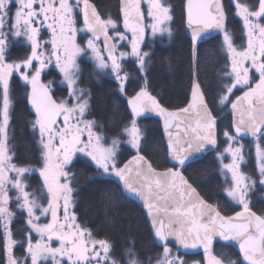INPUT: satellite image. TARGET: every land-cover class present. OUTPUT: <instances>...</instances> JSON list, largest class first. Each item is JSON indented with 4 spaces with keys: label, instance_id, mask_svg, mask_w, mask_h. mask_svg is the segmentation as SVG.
Segmentation results:
<instances>
[{
    "label": "snow or ice",
    "instance_id": "snow-or-ice-1",
    "mask_svg": "<svg viewBox=\"0 0 264 264\" xmlns=\"http://www.w3.org/2000/svg\"><path fill=\"white\" fill-rule=\"evenodd\" d=\"M230 4L231 15L241 22L246 46L236 45L228 27L229 10L222 0H187L193 50L202 34L215 31L221 36L227 63L218 104L230 106L239 115L233 121L235 134L224 131L226 147L217 151V158L221 174L231 176L230 182L225 179L224 194L241 211L223 215L184 175L194 154L218 149L217 121L198 78L193 81L187 107L177 111L162 107L149 91L146 73L150 54L141 45L149 30L154 37L164 33L171 37L170 6L163 0H121L118 21L110 15L103 18L90 0H0V264H124L112 255L107 240L95 238L78 222L73 210L77 187L71 171L77 156L86 157L98 176L114 178L127 194L142 202L154 240L162 248L155 264H187L183 255L173 252V241L177 249L202 248L205 264H264V213L251 208L250 192L256 181L241 170L245 156L239 142L242 134L253 137L259 183L264 185V144L260 143L264 136V0H230ZM80 33L87 37L83 43L78 40ZM17 40L27 51L13 59L10 48ZM81 58L90 59L95 70L110 75L121 94L127 93L129 79L125 61L133 60L143 74V85L127 98L131 118L110 144L98 131L96 121L88 118L91 93L79 84ZM50 69L60 76L65 92L60 98L52 89L53 82L42 79ZM14 74L25 85L34 113L30 124L33 134H38V172L46 204L26 190L23 177L34 171L32 166L13 163L8 129ZM237 91L242 95L236 96ZM148 113L163 120L171 162L163 171L141 154L144 133L139 119ZM121 146L131 155L123 163ZM225 155L230 157L229 163L223 162ZM10 200L26 213L23 241L15 239L11 228L15 214ZM217 239L238 245L242 261L214 254ZM21 243L24 254L17 257L14 248ZM125 255L126 264H141L132 247Z\"/></svg>",
    "mask_w": 264,
    "mask_h": 264
},
{
    "label": "trees",
    "instance_id": "trees-1",
    "mask_svg": "<svg viewBox=\"0 0 264 264\" xmlns=\"http://www.w3.org/2000/svg\"><path fill=\"white\" fill-rule=\"evenodd\" d=\"M91 1L103 18L105 17V11H108L107 13H109L110 16H114L119 21L118 0ZM167 2L170 5L172 13V21L170 23L172 32L171 37L158 38L153 42L152 46L148 44L144 45L150 52L148 70L146 73L149 91L158 99L162 107H165L169 111H175L188 103L193 81L198 78V82L201 85L206 99L212 107V101L216 93L212 92L213 87H211V84H215L218 87L221 86L219 78L221 77V71L224 70L221 69L220 65L222 56L219 54L221 43L218 42V35H214L209 40L200 43L194 51L190 39H188L184 30L183 8L185 1L167 0ZM222 2L229 10L228 27L234 34L235 43H239L237 40L241 37L242 33L240 20L234 15H231L232 9L230 1L222 0ZM12 52L14 55H19L18 51L12 50ZM19 57L21 56L19 55ZM128 64H130V62H126L127 66ZM130 65L131 71L128 79L130 81L129 87H131V85L136 86L137 83H139L137 79L138 70L134 68L132 64ZM13 83L11 84V90H20L21 85ZM241 93L242 92L239 94ZM11 98L10 96V99ZM97 99L99 100V109L102 110L101 113L104 115L102 119L104 118L106 120L107 117V123L115 122L119 115L116 103L113 101L107 102V95L104 94V92H99L97 94ZM25 103V98H19V100L18 98L14 99V104H12L10 109L9 136L13 135L14 137L10 140L12 143L11 147L14 149L13 151L16 152L17 150L19 152L21 149V154L20 157L17 158V161L22 162V159H25L27 162L31 163L34 161L31 155L32 149L30 145L33 141L36 142V139L29 137L31 128L28 126H31V124L27 119L28 110ZM212 111L217 121L216 131L219 144V135L222 131L227 130L232 133V129H230L231 118L227 107L225 111H222L221 114H223V116L221 118V115L215 108L212 107ZM139 123L144 133L141 154L157 167L158 170L170 167L166 144L164 143L163 132L161 130L162 121L154 115L140 118ZM107 134L112 136L117 135L115 132H109ZM216 151H210L205 157L187 164L184 175L189 178L190 182L193 183V186L197 188V191L202 197L212 204L217 205L219 210H221V207L225 209L226 206H224L223 203L224 197L220 194L223 187L222 184H220L221 180L218 173V163H216L213 156ZM126 152L127 151L124 150L123 153ZM23 154L26 158H22ZM126 154H122L121 157L131 156L128 152ZM81 161L79 158L71 167L73 174L79 179L84 177V163L88 162L85 160ZM246 161L248 162L247 170L245 169L246 165H243L241 170L257 181L259 177L254 169L252 154L247 157ZM84 187L85 189L81 192L84 194L81 202V209L87 213L85 219H91V221L102 224L104 230L110 235H114L116 244H118V240H131L135 242L137 248L140 246L143 253H145L147 248H150L149 246L156 244V242L151 240L152 238L147 228L144 213L138 208L136 203L125 194H122L121 197L114 195L116 190H120L116 184L100 179ZM250 194L252 210L257 212V214L264 213V186L256 187ZM230 207L231 209L229 208V210H221V212H223L222 214L230 215V213H232L231 211L235 208L234 206ZM135 210H138V212ZM20 238L17 240H24V238ZM21 244H17V247H20ZM213 250L214 254L218 256L224 253L227 259L242 261V257L229 243L216 240L213 243ZM0 261H2V254H0Z\"/></svg>",
    "mask_w": 264,
    "mask_h": 264
},
{
    "label": "flooded vegetation",
    "instance_id": "flooded-vegetation-1",
    "mask_svg": "<svg viewBox=\"0 0 264 264\" xmlns=\"http://www.w3.org/2000/svg\"><path fill=\"white\" fill-rule=\"evenodd\" d=\"M45 38H46V36H45ZM12 50L16 51V52L18 51L19 55L22 57L25 55V53L27 51V47H25L23 45H18V46L16 45V47H13L11 45L9 55L11 58L17 59L19 57V55L12 54L13 53ZM79 63H80V67H81L80 81H79L80 87L88 90L91 93V99H90L91 113H90L88 118L96 121V123L98 125V131H100L102 134L110 132V131H114V130L118 131V130L122 129L125 125L124 122L126 123V120L129 117V112H128L129 110H128V104H127V98H128L127 93L121 94L118 90V85H117L116 81L110 75H107L103 72H99V71L95 70L93 62L90 59L81 58L79 60ZM130 66H131L130 64H128V66H127L126 61H125V71H127L128 73H130V71H131ZM134 68H135V66H134ZM138 76H139V79L138 78L137 79L139 82H141L142 81V79L140 78L141 73H138ZM42 79L45 82H47L49 80H51L53 82L52 83V89L55 92V95L57 98H60V97L65 95L63 87L60 84V76H59L58 72H56L54 69H50L49 71H47V73L42 77ZM14 81L16 84L21 85L20 99H23L24 98V95H23L24 91L23 90H25L26 87L23 84V82L19 80L18 76L15 74L11 78L10 92H11V86H12L11 84ZM127 85H128V81L126 83V88L128 87ZM99 92H104V94L107 95V99H106L107 102L113 101L116 103L117 112H119V116L117 118L118 119V121H117L118 125L115 128H110L109 125L104 124V122L106 120L104 118L102 119V116L104 117V115H103V113H101L102 110H100L99 106H98L99 100L97 99V94ZM0 103H2V101H0ZM12 104H14V101L11 98V106H12ZM28 117H29L28 118L29 121H32L34 119V115H28ZM11 136L13 137V135H11ZM29 137L34 138V134L32 131H30ZM263 137L264 136L260 137V141L262 139H264ZM241 141L243 142L244 147L245 146L247 147L248 145H250L254 141V139L251 141L249 139L248 140L241 139ZM35 151L36 150L34 149V152ZM252 151H253L252 147L243 148L245 160L242 163V166L245 164L247 157H249V155L252 154ZM35 154H36V152H35ZM127 158L128 157H126V156L121 157L122 163L124 161H126ZM78 159H79V157L78 158L74 157L73 164L71 165V167L76 163V160H78ZM81 160L82 159H80V161ZM84 165H85L84 177L81 179H79L78 177L77 178L75 177V185L77 187V192L75 194V204L73 205V210L75 211V213L78 217V222H80L81 224H84L88 229H90L95 238L107 240L112 245V255L115 257V259H117L119 261H123L124 264H126V260H127L125 253L129 247L133 248L134 252L136 253V258L141 262V264H149L150 258H152L151 264H155L154 258L156 257L157 253L162 252V248L159 246V244L156 243L155 245L149 246L150 248L149 249L147 248L148 250L146 249L145 253H143V250L140 248V246L137 248L135 246V242H133L131 240H128V241L118 240V244H116L114 235H110L106 230H104V227L102 224H99L96 221H91V219H89V220L85 219L87 217V215H86L87 213L81 209V202H82V199L84 197V194H82L81 192L85 189L84 186H88V184H91L93 181L97 182L98 180L102 179V180H106L108 182H112L113 184L117 185L118 189H120V190H116L114 195L121 197L122 194H125V193L119 187L118 182L114 178L107 177V176H104V177L98 176L96 174V169L91 164V162L84 163ZM86 167H87V169H86ZM33 169H34V171L32 172V174L26 173V175H27L26 176V180H27V184H26L27 189L26 190L29 192H34L36 194V197L38 199H40L41 202L46 204V199H45L46 193L41 187L42 182H41V177L39 176V172H38L39 167H33ZM254 169L256 172L255 165H254ZM71 171H72V169H71ZM72 173H73V171H72ZM258 177H259V175H258ZM253 180H256V179L253 178ZM220 184H221V182H220ZM258 186L261 187L262 185L256 181L252 191H254L255 188ZM220 194H223L222 190L220 191ZM10 195L14 197L16 195L15 191L11 190ZM227 204L228 203L226 202V205ZM231 206H233V205H231ZM9 207L15 214L14 219L11 223V228L14 232V237L16 240L19 239L20 237L24 238L25 233L21 230L26 228V215L21 209L17 208V204H16L15 200H10ZM230 209H231V207H230ZM234 210L231 211L232 213H230V214H233L236 211H240L241 208L238 206L237 207L235 206ZM135 211L138 212V210H135ZM221 213H223V212H221ZM150 237L152 238L151 235H150ZM151 240L153 241V238ZM53 246H58V245L56 244V242H53ZM14 251H15V254L17 257H22V255L24 254L23 244H21L20 247H17V245H16L14 248ZM173 252L176 253L177 251L173 248ZM179 254L183 255L187 264H194V262H199V264H205L204 253L199 252V253L182 254L179 252Z\"/></svg>",
    "mask_w": 264,
    "mask_h": 264
},
{
    "label": "rangeland",
    "instance_id": "rangeland-1",
    "mask_svg": "<svg viewBox=\"0 0 264 264\" xmlns=\"http://www.w3.org/2000/svg\"><path fill=\"white\" fill-rule=\"evenodd\" d=\"M230 1V0H229ZM163 2L167 5V6H170L169 5V3L167 2V0H163ZM145 9H146V6H145ZM171 9V8H170ZM183 10H184V8H183ZM185 14V13H184ZM171 15H172V13H171ZM105 17L104 18H107L108 16H109V13H107V11H105V15H104ZM112 17V16H111ZM236 17V16H235ZM112 18H114V19H116L114 16L112 17ZM238 20H239V18L238 17H236ZM117 20V19H116ZM172 21V20H171ZM171 21L169 22V27L171 28ZM146 22H148V21H146ZM80 23L82 24V19H81V21H80ZM241 23V22H240ZM120 28H121V31H123V26H122V23L120 22ZM241 28H242V25H241ZM46 36V35H45ZM161 37H167L168 38V34L167 33H164L163 35H160V34H158L157 36H152V34H151V32H150V30L147 32V34H146V40H145V45L146 44H148V45H151L152 46V44H153V42H155L158 38H161ZM46 38H47V36H46ZM87 37L85 36V34L84 33H80L79 35H78V40L81 42V43H83L84 42V40L86 39ZM242 38V39H241ZM218 42L219 43H221V36L218 34ZM239 43H236V45H245L246 46V38H244L243 37V33H241V37L240 38H238V40H237ZM20 41L19 40H17V41H15V42H13V44H12V46L13 47H16V45L17 44H15V43H19ZM20 43H22V42H20ZM22 45L23 46H25L26 47V45L25 44H23L22 43ZM18 46V45H17ZM197 47V46H196ZM147 48H145L144 47V49H142L144 52H148V53H150L149 51H148V49L146 50ZM128 50H130V49H128ZM219 54H221V69H225V66H226V63H227V60H226V54H225V51H224V49L221 47V50H220V53ZM126 62H128V61H126ZM130 64H132L133 66H135V68L138 70V66L134 63V61L133 60H130ZM222 72L223 71H221V73H220V75H221V77L219 78V81H221V83L220 84H222ZM138 73H140L139 71H138ZM143 74H141V76H142ZM138 79H139V76H138ZM129 80H128V87H127V96L129 97V96H132V95H135V93H136V91H138L139 90V88L143 85V83H144V80L142 79V81L141 82H139V83H137V85L136 86H134V85H131V87H129ZM254 83H255V81L253 82V85H254ZM215 84H211V87H213V91L212 92H215L216 94L214 95V100L212 101V107L213 108H215V110L217 111V112H219V114L221 115L220 116V118L223 116V114H221L222 113V111L224 110L225 111V109H226V107H222V106H220L219 104H218V90H219V88L220 87H218V86H214ZM241 91H237L236 93H235V95H238L239 93H240ZM233 99H235V96H233ZM190 100V99H189ZM227 108H229V107H227ZM10 109H11V106H10ZM128 112H129V117H128V119L126 120V123H128V121L130 120V108H129V106H128ZM155 115V114H154ZM153 114H151L150 116H154ZM119 116V115H118ZM150 116H148V117H150ZM157 118H159L161 121H162V124H163V120L159 117V116H157V115H155ZM141 118H145V117H141ZM117 121H118V119H116L115 120V122H112V123H107V117H106V121L104 122V124L105 125H109V127L110 128H115L117 125H118V123H117ZM125 122H124V124H126ZM28 127H30L31 128V126H28ZM123 129V128H122ZM122 129H120V130H114V131H110V132H115V133H117V135H114V136H112V135H109V134H107V133H109V132H107L106 134L105 133H103V135H104V137L106 138V143H108V144H110L111 143V140L113 139V138H116V137H118L119 136V134L121 133V131H122ZM10 129H8V132H10L9 131ZM161 130H162V125H161ZM223 133H224V131H222L221 133H220V135H219V144H218V149H212V150H210V151H216V150H219L220 152H222L223 150H224V148L226 147V138L224 137V135H223ZM233 134V133H232ZM234 135V134H233ZM9 138H10V140H11V138H14V137H11V135L9 136ZM264 138V137H263ZM163 140H164V138H163ZM250 141L251 140H253V138L252 139H249ZM239 142L241 143V144H243V142L241 141V138H239ZM260 143L261 144H264V139H262L261 141H260ZM36 144H37V149H38V155H36L35 154V152H34V149L32 148V153H31V155H32V157H33V161L34 162H31V163H29V162H27V160H25V159H22L23 161L22 162H20V161H17V158L18 157H20V151H21V149L19 150V152L16 150V152L15 151H13L14 153H11L12 155H13V163H15V164H17V165H19V166H28V165H30V166H32V168L33 167H41V151H40V146H39V143H38V136H37V139H36ZM10 146H12V143L10 142ZM248 147H252V161H253V164L255 165V168H256V173L259 175V172H258V167H257V161H256V148H255V141H253L250 145H248L247 147L245 146L244 148H248ZM122 148H124V150L125 151H127L128 153H129V150L127 149V147L126 146H121V148H120V150L122 149ZM12 149H13V147H12ZM14 150V149H13ZM126 152V153H127ZM125 153V154H126ZM30 155V156H31ZM127 155V154H126ZM207 155V154H206ZM214 156V159H215V161H216V163H218V173H219V176H220V182H221V184H222V192H223V197H224V199H223V203H224V206H226L225 207V209L223 208V207H221V210L222 211H226V210H229V208H230V206L231 205H233L234 207L236 206L237 207V205L236 204H234L233 202H231L227 197H226V195L224 194V188H225V179H227L228 180V182H230V180H231V176H230V174H227V177H225L224 175H222L221 174V172H220V162H219V160H218V158H217V151H216V153L213 155ZM26 158V156H24V154L22 155V158ZM80 158V159H83V160H85V161H88V162H90L86 157H83V156H77L76 158ZM224 163H229L230 162V157L229 156H227V155H225V157H224V161H223ZM35 163V164H34ZM247 161L245 162V164L244 165H246V167H245V169L247 170V167H248V165H247ZM171 167V166H170ZM241 168H242V164H241ZM33 172V171H32ZM32 172L31 173H27V174H32ZM245 173V172H244ZM11 175H14V173H10ZM246 174V173H245ZM26 174L24 175V177H23V179H24V181H25V183L27 184V180H26ZM41 182H42V178H41ZM257 182H259V178H258V180H257ZM264 186V185H263ZM42 187V186H41ZM14 191V190H13ZM40 194V193H39ZM208 203H210L209 201H207ZM226 202L228 203L227 205H226ZM239 207V206H238ZM24 212V211H23ZM25 213V212H24ZM25 215H26V213H25ZM145 217V216H144ZM146 224H147V221H146ZM147 228H148V225H147ZM148 231H149V229H148ZM150 232V231H149ZM150 235H151V232H150ZM152 236V235H151ZM222 242V241H221ZM224 243V242H223ZM225 243H229L230 244V246H232V244L230 243V242H225ZM203 253V252H202ZM238 253V252H237ZM239 254V253H238ZM240 255V254H239Z\"/></svg>",
    "mask_w": 264,
    "mask_h": 264
},
{
    "label": "water",
    "instance_id": "water-1",
    "mask_svg": "<svg viewBox=\"0 0 264 264\" xmlns=\"http://www.w3.org/2000/svg\"><path fill=\"white\" fill-rule=\"evenodd\" d=\"M120 2H121V0H118V4L120 5ZM90 3H92L91 1H90ZM95 7V6H94ZM183 12L185 13V20H184V23H185V34H187V37H188V39H190V42H191V30L188 28V26H187V0H185V5H184V10H183ZM118 15H119V17H120V20H121V16H120V11H119V9H118ZM122 22V21H121ZM217 34V32H215V31H209V32H206V33H204V34H202V36H201V38L198 40V42H197V45L198 44H200L201 42H204V41H206V40H208V39H210L212 36H214V35H216ZM129 36H130V33H129ZM101 42H102V39H101ZM144 43H145V40L143 41V43H142V45H141V47L143 48L144 46ZM192 44V43H191ZM196 45V46H197ZM242 95V94H241ZM240 96V95H239ZM191 98V97H190ZM191 100V99H190ZM190 100H189V102H190ZM188 102V103H189ZM188 103L185 105V106H183L182 108H184V107H187V105H188ZM28 104V106H29V109L31 110V108H30V105H29V103H27ZM177 111V110H176ZM229 111H230V113H231V118H232V125H231V129H232V131H233V134H235V132H234V128H233V121H234V119H239V115H238V113H233V111L231 110V108H229ZM32 112V111H31ZM33 113V112H32ZM151 114H153V113H148V114H146L144 117H148V116H150ZM192 119L194 120V117H192ZM175 130V129H174ZM162 132H163V138H164V143L166 144V149H167V136H166V134H165V130H164V126H163V124H162ZM239 138H241V139H245V140H248V139H251V138H253V137H251L250 135H248V134H242ZM210 150H212L211 148H209L208 150H206V151H204V152H202V153H197V154H194L192 157H191V159L187 162V164H189V163H191V162H195V160H198V159H201V158H203V157H205V155L206 154H208L209 153V151ZM130 158H131V156H130ZM130 158H128V159H130ZM127 159V160H128ZM126 160V161H127ZM126 161H124V162H126ZM168 162H169V165H171V162L169 161V158H168ZM164 170V169H163ZM163 170H160V171H163ZM118 185H119V187L123 190V188H122V186L118 183ZM124 191V190H123ZM124 193L131 199V200H133L137 205H138V207H139V209H141L142 210V212L144 213V216H145V220L147 221V225H148V229H149V231L151 232V235H152V238H153V240H154V235H153V228H152V225H151V222H150V218L148 217V215H147V211H146V209L143 207V205H142V202L141 201H139L138 200V198H136V197H133V196H130L129 194H127L125 191H124ZM232 215H234V214H232ZM218 240V239H217ZM155 241V240H154ZM156 242V241H155ZM157 244H159L158 242H156ZM231 244H232V247L239 253V249H238V245H235L234 244V242H230ZM171 246L172 247H174L175 249H176V251H179L180 253H182V254H188V253H201V252H203V249L202 248H197V249H189V250H184V249H177V246L175 245V242L173 241V242H171ZM240 254V253H239Z\"/></svg>",
    "mask_w": 264,
    "mask_h": 264
},
{
    "label": "bare ground",
    "instance_id": "bare-ground-1",
    "mask_svg": "<svg viewBox=\"0 0 264 264\" xmlns=\"http://www.w3.org/2000/svg\"><path fill=\"white\" fill-rule=\"evenodd\" d=\"M185 1V0H184ZM92 4H93V2H92ZM184 5H185V3H184ZM93 6H95L94 4H93ZM96 7V6H95ZM108 12V11H107ZM119 21H120V17H119ZM122 23V22H121ZM145 40H146V37H145ZM202 43V42H201ZM17 45H22V43H17ZM101 46H102V42H101ZM128 62H130V60H128ZM15 83V82H14ZM13 83V84H14ZM14 87V86H13ZM17 91V92H16ZM11 90V92H10V96H12V100L14 101V99H16V98H18V100H19V98H20V90ZM24 91V93H23V95H24V98H25V105L27 106V110H28V115H34V113H32L31 112V110L29 109V106H28V101H27V98H26V95H25V91H27L26 89L25 90H23ZM229 108H230V106H228ZM229 108H228V113H229V115H230V118H231V113H230V111H229ZM176 111V110H175ZM29 117L27 116V119H28ZM31 118V117H30ZM29 121V120H28ZM30 122V121H29ZM231 125H232V118H231ZM231 125H230V129H231ZM32 131V130H31ZM37 136H38V134H35L34 135V139H37ZM31 149L33 148V149H35L36 151V154L38 155V149H37V144H36V142H32L31 143ZM121 155L122 154H125V153H123L124 152V148H122L121 150ZM124 157V156H123ZM128 158H130V157H128ZM127 158V159H128Z\"/></svg>",
    "mask_w": 264,
    "mask_h": 264
}]
</instances>
